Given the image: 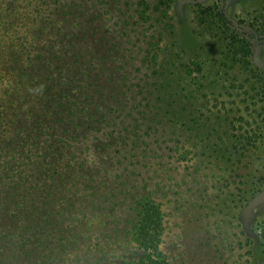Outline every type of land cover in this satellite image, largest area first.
I'll return each mask as SVG.
<instances>
[{"label": "trees", "instance_id": "1", "mask_svg": "<svg viewBox=\"0 0 264 264\" xmlns=\"http://www.w3.org/2000/svg\"><path fill=\"white\" fill-rule=\"evenodd\" d=\"M95 4L0 0V264H170L162 204L135 169L145 156L144 168L154 171L185 126L151 81L153 52L140 56L145 70L128 68L131 52L112 41L121 44L124 33L109 37L117 27L109 4ZM214 17L233 24L222 9ZM246 28L254 33L227 38L218 67L249 77V100L264 123V71L249 68L264 27ZM117 210L125 214L123 252L107 259L112 247L96 230L108 219L118 226Z\"/></svg>", "mask_w": 264, "mask_h": 264}, {"label": "rangeland", "instance_id": "2", "mask_svg": "<svg viewBox=\"0 0 264 264\" xmlns=\"http://www.w3.org/2000/svg\"><path fill=\"white\" fill-rule=\"evenodd\" d=\"M98 1H107L109 18L117 24L108 36L115 38L116 31L125 35L121 44L112 41L120 51L131 52V59H125L128 68L145 70L140 56L153 52L158 74L151 81L164 87L163 108L172 106L171 115L185 126L178 129L176 146L166 144L175 152L162 149L154 171L144 168L145 156L135 169L162 204V250L170 264H264V123L249 100L254 96L244 83L245 73L237 71L235 78L228 70L231 78L218 67L239 20L264 25V0H226L232 28L214 17L220 0ZM208 9L212 12L206 14ZM250 63L264 70V41L253 46ZM200 85L201 92L196 90ZM184 153L187 160L179 159ZM116 212L122 219L118 226L108 219L96 230L97 238L112 247L107 259L123 252L118 231L125 214Z\"/></svg>", "mask_w": 264, "mask_h": 264}, {"label": "flooded vegetation", "instance_id": "3", "mask_svg": "<svg viewBox=\"0 0 264 264\" xmlns=\"http://www.w3.org/2000/svg\"><path fill=\"white\" fill-rule=\"evenodd\" d=\"M225 2H226V0H220V6H219V8L217 9V11L218 10H220V9H222V12L224 13V15L226 16V14H225ZM227 17V16H226ZM228 18V17H227ZM229 19V18H228ZM230 20V19H229ZM231 21V20H230ZM232 22V21H231ZM233 23V22H232ZM238 26H241V28L240 27H238ZM247 26H253L254 27V30H256V29H261L262 27H264V25H262V26H255V25H252V24H248V25H245V24H243V22L242 21H238L237 22V27H235L234 26V31L236 30L237 31V33H239V32H241V31H244L245 33H254V32H251V30H249V29H247V28H245L246 30H244L243 28L244 27H247ZM227 27L228 28H232L233 27V24L232 25H227ZM248 30V31H247ZM262 41H264V39H262V40H257V41H255V40H253L252 41V43H253V46L256 44V43H260V42H262ZM253 46H252V48H251V56H252V49H253ZM250 56V57H251ZM250 57H249V64H250V66H249V68L250 69H252V70H254L255 68H253V67H251V63H250ZM256 68H259V67H256ZM260 70H262V71H264L263 69H261L260 68ZM240 75H241V73H239ZM248 79H249V77H247ZM250 84V83H249ZM262 236H263V238H264V229H263V232H262Z\"/></svg>", "mask_w": 264, "mask_h": 264}]
</instances>
